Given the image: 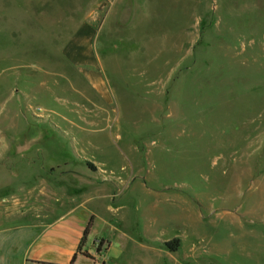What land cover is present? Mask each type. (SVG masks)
<instances>
[{"label": "rangeland", "instance_id": "obj_1", "mask_svg": "<svg viewBox=\"0 0 264 264\" xmlns=\"http://www.w3.org/2000/svg\"><path fill=\"white\" fill-rule=\"evenodd\" d=\"M97 1L0 0V264L31 189L96 207L80 264H264V0Z\"/></svg>", "mask_w": 264, "mask_h": 264}, {"label": "crops", "instance_id": "obj_2", "mask_svg": "<svg viewBox=\"0 0 264 264\" xmlns=\"http://www.w3.org/2000/svg\"><path fill=\"white\" fill-rule=\"evenodd\" d=\"M100 3H103V1L98 0L96 5L88 10L86 19L92 22L99 19L98 5ZM95 27V24L90 22L81 24L76 33H74L76 38L64 45L62 50L68 61L81 64L80 62L85 58L84 51L88 49V46H93L91 43L96 34ZM95 75L94 71L88 70L85 73V76L91 82H94L93 78ZM100 186L103 187L104 184H97L95 188ZM25 195L24 203L20 202L17 197H11L10 200L4 199L7 204H9V201H13L11 210L6 211V214L10 216L9 218H14L13 216L17 214L32 212L36 220L31 226V234L26 241L23 262L34 264H80L83 259L81 253L87 250L85 247L87 237L82 246H80V242L89 219L93 217V224L96 220V207H88L86 205L88 198L85 200L82 195H75L70 197L67 204H63L61 211L54 215L47 214L49 216L46 217L47 215H43L42 212H51L50 206L33 203V189L27 191ZM47 218L49 221L45 220ZM132 240L135 241L134 238ZM137 241L139 242V240ZM137 241L135 242L137 243ZM138 244H141V242ZM157 253L160 254V264H167V262L171 263L172 261L176 264L173 252L157 246Z\"/></svg>", "mask_w": 264, "mask_h": 264}, {"label": "trees", "instance_id": "obj_3", "mask_svg": "<svg viewBox=\"0 0 264 264\" xmlns=\"http://www.w3.org/2000/svg\"><path fill=\"white\" fill-rule=\"evenodd\" d=\"M92 224H93V217H91V218L89 219V222H88V224H87V226H86V228H85V230H84L83 238H82V240H81V242H80V246H82V245L85 243L86 237H87L88 234H89V231H90V229H91V227H92ZM101 244H103V243H101ZM80 246H79V248H80ZM100 246H101V245H100ZM100 246L97 247L96 252H99V251H100ZM102 264H104V262H103Z\"/></svg>", "mask_w": 264, "mask_h": 264}]
</instances>
